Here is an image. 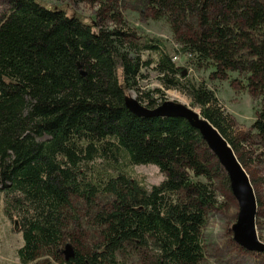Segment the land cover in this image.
Returning <instances> with one entry per match:
<instances>
[{
  "label": "trees",
  "instance_id": "obj_1",
  "mask_svg": "<svg viewBox=\"0 0 264 264\" xmlns=\"http://www.w3.org/2000/svg\"><path fill=\"white\" fill-rule=\"evenodd\" d=\"M146 3L168 23L179 46L173 56L186 66L211 67L216 78L245 75L244 89L262 103L250 128L264 143V0ZM112 19L121 26L94 31L36 0H5L0 13V201L21 237L19 264L203 261L205 212L215 205L217 181L229 192L227 177L184 120L136 117L124 99L149 69L164 90L184 93L235 154L229 120L162 41ZM143 96L145 104L135 100L148 109L163 102ZM145 165L161 182L146 186L131 175ZM100 195L111 199L89 215L97 240L70 239L68 228L78 227L70 199L91 210ZM65 240L73 247L66 261Z\"/></svg>",
  "mask_w": 264,
  "mask_h": 264
},
{
  "label": "rangeland",
  "instance_id": "obj_2",
  "mask_svg": "<svg viewBox=\"0 0 264 264\" xmlns=\"http://www.w3.org/2000/svg\"><path fill=\"white\" fill-rule=\"evenodd\" d=\"M40 4L62 9L67 16H76L85 24L97 28L113 29L120 27L113 21L119 17L129 31L136 35H145L162 41L173 56L179 49L171 35L166 20H155L147 6V0H36ZM5 10V0H0V13ZM120 25V26H119ZM171 60L177 67L183 68V74L195 83H203L207 89L214 92L222 113L229 120V134L237 150L234 156L239 158L240 166L246 173L253 190L256 202L255 233L257 240L264 244V143L255 137L250 126L255 119L256 111L262 107L258 96H251L245 89V75L228 72L224 78L213 76L211 67L186 66L184 56H173ZM145 54L140 55L144 59ZM144 78L138 81L137 90L130 91L127 96L138 98L146 103L145 93H151L153 98L162 96L163 101L180 102L199 112V108L191 104L190 99L177 90H164L156 74L152 71L141 70ZM161 91V95L154 94ZM131 175L142 179L146 186L156 185L163 179L157 168L151 165L137 166L130 169ZM215 205L205 212V226L201 234L204 256L200 264H264V253H248L232 240L231 226L236 221L238 206L222 184L217 181L214 185ZM109 196H97L94 200L96 208L87 210L86 205L71 198L77 228H68V235L80 243L91 244L97 240V232L93 228L89 215L103 209H108ZM88 216V217H87ZM21 237L17 230L15 219L7 218L0 201V264H19L16 250L21 246ZM73 249L71 241L65 240V246ZM63 256V254H62Z\"/></svg>",
  "mask_w": 264,
  "mask_h": 264
},
{
  "label": "water",
  "instance_id": "obj_3",
  "mask_svg": "<svg viewBox=\"0 0 264 264\" xmlns=\"http://www.w3.org/2000/svg\"><path fill=\"white\" fill-rule=\"evenodd\" d=\"M125 108L139 118H177L184 120L193 128L212 156L225 173L229 191L238 206L235 223L231 226L233 242L248 253H264V244L260 243L255 233L256 202L249 179L238 163L233 151L218 131L201 117L199 112L175 101H163L159 106L148 109L134 98L126 96ZM64 260L72 257L69 245L62 252Z\"/></svg>",
  "mask_w": 264,
  "mask_h": 264
},
{
  "label": "built area",
  "instance_id": "obj_4",
  "mask_svg": "<svg viewBox=\"0 0 264 264\" xmlns=\"http://www.w3.org/2000/svg\"><path fill=\"white\" fill-rule=\"evenodd\" d=\"M171 60H173V61L176 60V57H172Z\"/></svg>",
  "mask_w": 264,
  "mask_h": 264
},
{
  "label": "bare ground",
  "instance_id": "obj_5",
  "mask_svg": "<svg viewBox=\"0 0 264 264\" xmlns=\"http://www.w3.org/2000/svg\"><path fill=\"white\" fill-rule=\"evenodd\" d=\"M132 97V96H131ZM133 98V97H132ZM180 103V102H179ZM180 104H182V103H180ZM184 105V104H183ZM195 111V110H194ZM196 112V111H195Z\"/></svg>",
  "mask_w": 264,
  "mask_h": 264
}]
</instances>
